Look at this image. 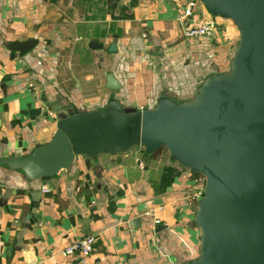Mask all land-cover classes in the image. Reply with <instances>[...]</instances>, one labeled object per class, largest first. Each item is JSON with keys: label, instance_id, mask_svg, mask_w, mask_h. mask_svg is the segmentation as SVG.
I'll list each match as a JSON object with an SVG mask.
<instances>
[{"label": "crops", "instance_id": "obj_1", "mask_svg": "<svg viewBox=\"0 0 264 264\" xmlns=\"http://www.w3.org/2000/svg\"><path fill=\"white\" fill-rule=\"evenodd\" d=\"M207 20L217 25L211 39L183 36ZM237 36L229 20L192 0H0V158L47 143L58 113L112 100L133 110L161 98L190 100L205 78L228 68ZM28 39L37 43L26 54L9 50ZM92 42L101 49L89 48ZM108 74L117 90L106 88ZM133 150L78 156L46 182L0 167V264L194 260L202 180L163 150L147 156L137 149L139 159ZM88 236L95 239L90 256L61 254Z\"/></svg>", "mask_w": 264, "mask_h": 264}, {"label": "water", "instance_id": "obj_2", "mask_svg": "<svg viewBox=\"0 0 264 264\" xmlns=\"http://www.w3.org/2000/svg\"><path fill=\"white\" fill-rule=\"evenodd\" d=\"M192 1L237 30L227 71L205 78L181 103L161 98L151 109L133 110L112 100L93 111L58 113L47 143L0 158V167L46 182L78 156L94 160L136 148L151 156L163 148L204 179L193 217L198 255L186 264H264V0ZM36 43L12 42L9 50L21 56ZM119 87L108 74L106 88Z\"/></svg>", "mask_w": 264, "mask_h": 264}, {"label": "built area", "instance_id": "obj_3", "mask_svg": "<svg viewBox=\"0 0 264 264\" xmlns=\"http://www.w3.org/2000/svg\"><path fill=\"white\" fill-rule=\"evenodd\" d=\"M216 19L225 20L221 18H216ZM216 28L217 25L214 23V21L207 20V21L199 22L192 26H187L182 33L183 36L187 39H211L216 33ZM200 180H202L204 186V179L200 178ZM203 186L197 192L196 198L200 199L203 192ZM155 223L157 224L159 222L156 221ZM94 243H95L94 237L92 236L84 237L73 242L69 246L65 247L64 250H62L61 254L63 256L74 255L80 258H85L90 256L91 253L93 252Z\"/></svg>", "mask_w": 264, "mask_h": 264}, {"label": "rangeland", "instance_id": "obj_4", "mask_svg": "<svg viewBox=\"0 0 264 264\" xmlns=\"http://www.w3.org/2000/svg\"><path fill=\"white\" fill-rule=\"evenodd\" d=\"M221 36H222V35H221ZM237 42H238V36H237L236 39H235L234 45L237 44ZM235 47H236V45H235ZM228 67H229V66H228ZM227 70H228V68H227L226 70H224V72L227 71ZM221 73H222V72H221ZM211 75H214V74H211ZM211 75H209V76H211ZM163 151L166 152L165 149H164ZM138 153H139V151H138L137 149H134L133 152H132V154H133L132 157H133V158H137V159H139V154H138ZM166 153H167V152H166ZM203 187H204V186H203Z\"/></svg>", "mask_w": 264, "mask_h": 264}, {"label": "trees", "instance_id": "obj_5", "mask_svg": "<svg viewBox=\"0 0 264 264\" xmlns=\"http://www.w3.org/2000/svg\"><path fill=\"white\" fill-rule=\"evenodd\" d=\"M137 149H138V148H137ZM161 150H164V149L161 148V149L155 151L154 153L159 152V151H161ZM141 152L144 153L142 149H141ZM154 153H153V154H154ZM153 154H152V155H153ZM193 176H194V178H197V179H198V178H202L200 175H197V174H193Z\"/></svg>", "mask_w": 264, "mask_h": 264}]
</instances>
